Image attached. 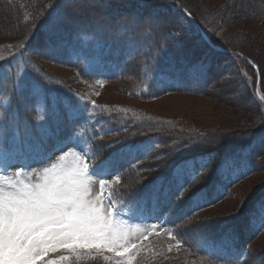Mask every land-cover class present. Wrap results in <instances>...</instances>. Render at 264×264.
<instances>
[{
	"label": "rangeland",
	"instance_id": "obj_1",
	"mask_svg": "<svg viewBox=\"0 0 264 264\" xmlns=\"http://www.w3.org/2000/svg\"><path fill=\"white\" fill-rule=\"evenodd\" d=\"M163 1L181 6L195 22L182 11L164 6ZM54 2L0 0V63L11 60L6 64L9 65L6 70L0 72V100L6 94L12 99L20 94L14 110L25 127L23 131L18 128L2 131L7 140L2 136L4 141L0 147L3 144L7 148L0 154L9 168L7 171L0 169V204L12 198L15 193L11 191L16 190L41 197L37 203H66L67 193L72 189L58 187L59 181L51 180L49 170L55 166L71 172L83 160L89 164L92 175L88 178L92 179L90 195L104 197V206L112 213L113 221L121 222L128 248L125 250L119 244L111 250L87 245L73 250L61 247L37 257L35 264H46L51 260L60 261V264H264V230L249 238L255 221H262L264 216L261 214L264 152L249 155L254 160L252 175L226 188L227 193L221 199L207 201L194 218L190 216L178 222L175 219L153 221L148 210L139 217H133L129 212V201L159 176V172L145 170L147 166L164 162L144 159L139 169L126 168L136 155L132 149L138 148L141 154L140 147L152 138L161 143L160 150H166L163 143L173 139L204 137L213 143L220 141L214 148L193 145L182 149L170 163L184 162L190 156L212 149L218 150L223 159L237 155L231 162L234 166L237 161L241 162L244 150L257 141L260 128H264L261 125L264 123L261 118L264 106L256 96L260 81L264 98V0H156L161 4L148 8L130 7L126 0H89L101 19L98 22L91 14L82 16L81 21L91 25L82 32L74 25H66L68 48L45 54L35 41L26 50L27 43L39 34L40 23H45L44 31L50 23L47 10ZM100 3L103 4L99 7ZM232 7L224 27L217 26L219 18ZM101 10L110 13L103 15L99 13ZM125 18L135 20L128 23ZM148 21L159 22L162 28L158 32L151 31L146 27ZM205 27L213 37L204 31ZM169 28L175 29L173 37L169 38L174 41L167 52H162L161 35L167 34ZM76 33H80L78 38ZM202 34L207 35L214 48ZM204 46H210L214 54V79L218 81L226 72L234 81L232 86L213 89L211 85L207 86L213 80L195 83L194 66L198 54L205 50ZM232 50L256 60L260 64L259 67L256 65L258 74L242 57L228 53ZM17 52L20 54L16 55ZM159 57L162 58L158 64ZM153 66L163 68L167 80L161 86L154 83L150 88ZM14 72L17 79L9 81L8 74ZM9 101L7 97L2 103L5 105ZM45 104L46 126H55L53 136L44 141L47 147H44L36 125L45 118ZM36 107L39 108L34 114ZM67 109L77 113L72 123L66 118L61 122L56 116L57 111L64 115ZM88 116L92 117L88 125L79 130V137H74L73 130L87 122ZM109 116L112 120L107 126L115 132L109 131L106 137L98 139L95 132L104 134L98 123ZM26 119H31V123ZM87 132L93 139L90 144H83ZM129 133L135 137L104 148L103 142L122 139ZM62 141L74 148L49 157L55 144ZM130 143L138 146L130 148L132 154H126L125 167L119 163L106 168L99 163L118 147L129 148ZM155 155L157 153L152 150L149 157ZM45 157L52 160L39 165ZM13 162H23V166L21 163L12 165ZM218 163L212 165L216 171L210 173L213 179L205 183L220 188L232 169L228 172V164ZM118 171H121L119 178ZM100 178L107 180L103 191L99 186ZM36 183L34 188L30 186ZM213 197L217 195L213 194ZM187 214L191 215V211ZM50 231L49 238L55 244L61 238L57 235L59 229ZM217 241L229 242L231 251L225 253V260L214 259V254L210 253V243ZM62 256L69 259L61 260ZM0 264H4L2 252Z\"/></svg>",
	"mask_w": 264,
	"mask_h": 264
},
{
	"label": "snow or ice",
	"instance_id": "obj_2",
	"mask_svg": "<svg viewBox=\"0 0 264 264\" xmlns=\"http://www.w3.org/2000/svg\"><path fill=\"white\" fill-rule=\"evenodd\" d=\"M156 0H137V6L141 8L153 7L157 4ZM96 7L89 0H55L48 8L47 15L50 23L45 31L35 36L38 46L44 50L45 54L54 53L57 50L68 48L66 40L65 26L74 25L81 29V32L90 27V24L81 21L82 16L91 14L92 19H99L97 12L93 11ZM186 19V17H185ZM128 23L134 22V18L129 20L125 18ZM119 26V24H118ZM146 27L151 31L158 32L162 28V24L155 21H148ZM175 29H167V34L161 35L160 51L167 52L173 37ZM78 38L80 33L75 34ZM33 38V36L31 37ZM83 45H81V48ZM205 50L198 54L197 63L194 66L196 71L195 83H207L208 80H213L211 85L213 89L222 88L225 86H232L233 79L231 75L224 72L220 75L218 81L214 79L215 75V61L214 54L210 46H204ZM75 52L76 49H73ZM162 57L158 58V64ZM14 59V58H13ZM153 79L150 88L155 83L161 86L167 80V73L163 68L153 66ZM20 88V86H18ZM198 89V88H197ZM21 95L24 91L20 90ZM264 99V98H262ZM10 103V102H9ZM7 116V110L3 113ZM45 118L36 123L40 131L42 139L45 141L53 136L52 129L46 126L48 116L47 107L45 104ZM59 121L63 122L66 118L68 123H72L77 116V113L72 109H67L66 113L62 115L59 111L56 112ZM91 116H88L87 122L77 126L73 130V136L79 137V130L88 125ZM261 118L264 120V113H261ZM261 125H264L262 123ZM94 127V126H93ZM0 128H2V117H0ZM261 135L257 141L250 144L241 157L246 160L249 155L256 152H264V128H260ZM135 136L129 133L128 136L122 139L112 140L109 144L111 147L114 143H119L123 139H131ZM91 137L82 143H90ZM16 142V138H13ZM220 141L213 143L207 138H187L180 140H171L163 143H155L153 151L157 155L152 157H145L143 159L135 160L128 165V169H139L140 162L144 159H152L154 161H163V164H156L147 166L145 170L150 172H159L153 183L147 190L141 191L139 195L132 201H129V212L133 217H139L145 207L164 208L166 211H171V216L183 217L180 221H184L188 217H195V214L203 209L204 206L200 204L198 196L202 195L201 190L208 185L205 181H211L214 169L210 165V161H204L200 167L194 171H190V166L182 162H172V157L182 149L190 148L193 145H210L213 148L219 144ZM0 143H2V134H0ZM69 148L67 141H62L55 144L53 151L48 154L49 157L55 156L56 153H63ZM5 151L0 147V152ZM80 152V151H79ZM264 159V157H262ZM52 159L44 158V162L39 165H45ZM98 159L93 163L96 164ZM99 163L108 168L119 163V157L107 158ZM151 165V164H149ZM9 167H0V169L7 171ZM163 168V171L160 169ZM89 164L80 161V165L72 169L71 172H65L62 168L58 169L55 166L49 170L52 181H59L57 185L60 188L67 186L72 189L67 193L68 200L66 203H57L52 205L50 203H37L41 197H33L29 193L11 191L15 193L12 198L5 199L3 204H0V252L3 253L4 264H35L36 258L44 256L50 250L57 248H65L73 250L77 246L89 247H104L109 250L120 247L127 250L126 233L120 227V221H113L112 213L104 206V197L90 195L92 185V175L89 174ZM121 171L117 172L119 174ZM39 183V182H38ZM36 184L30 185L33 188ZM107 180L99 179L100 190L103 191ZM199 186V187H198ZM191 205H196L194 208ZM53 208L55 209L53 211ZM191 211L188 215L185 209ZM264 214V206L262 212ZM163 216V214H162ZM170 218V217H169ZM58 228L61 238L55 244L49 238L52 235L50 229ZM125 241L124 243H121ZM121 255L123 253H120ZM69 257L62 256L61 260H67ZM46 264H60V261L51 260ZM239 264V262H237Z\"/></svg>",
	"mask_w": 264,
	"mask_h": 264
},
{
	"label": "trees",
	"instance_id": "obj_3",
	"mask_svg": "<svg viewBox=\"0 0 264 264\" xmlns=\"http://www.w3.org/2000/svg\"><path fill=\"white\" fill-rule=\"evenodd\" d=\"M126 3L128 4V5H130V7H136L137 6V3L136 2H130V1H127L126 0ZM103 3H100L98 6L100 7L101 5H102ZM109 7V6H108ZM234 8L232 7V9L230 8V9H227V11L225 12V14H223L220 18H219V20H218V25L217 26H219L220 28H222V27H224V20L226 19V17H227V15H228V13H230L232 10H233ZM99 13L100 14H103V15H106V14H109L110 13V11L109 10H107V12H105L104 10H101V11H99ZM255 15H257V13L255 14ZM194 16H196L195 14H194ZM258 16V15H257ZM196 18V17H195ZM262 18H264V15H262ZM101 19V18H100ZM100 19H98L97 21L99 22V20ZM204 29V31H208L209 29H207L206 27L205 28H203ZM209 32V31H208ZM211 32H209V34H210ZM212 35V37H213V34L211 33L210 34V36ZM215 42V41H214ZM233 52H234V50H232ZM244 54V53H243ZM246 57L248 56V55H246V54H244ZM234 56V55H233ZM249 57V56H248ZM249 59H251L252 61H253V63L255 64V65H257L258 67H259V63L256 61V60H254L253 58H251V57H249ZM261 67V66H260ZM260 69V68H259ZM263 105V104H262ZM264 106V105H263ZM111 120H112V117L111 116H109V117H107V119L105 120V119H103V121L100 123H98V124H100L99 125V127L101 126V131L102 132H104V134H101L100 132H99V134H98V132H95V135L97 136V138L99 139V138H101L102 136L103 137H106L107 135H108V132L109 131H113L112 129H111V126L109 127V126H107L108 124H111ZM104 122V123H103ZM119 130H120V128H119ZM119 130H116V132H118ZM113 132H115V131H113ZM88 136H90L91 138H92V135L90 134V133H85V139L86 140H88L89 138H88ZM93 139V138H92ZM92 139H91V142H92ZM152 141H154V143H156L155 142V140H154V138H152ZM90 142V143H91ZM121 142V141H120ZM89 143V144H90ZM104 143V148H106V147H108L109 146V144L111 143V141L109 142V143H107L106 141L105 142H103ZM116 143H114L113 145H115ZM112 145V146H113ZM220 156L221 155H219V152H218V150H216V149H212V150H209V151H205V152H201V153H199V154H196V155H193V156H190L189 158H202L203 160H204V158H206V159H208L209 161H210V163H211V167H212V165H213V163H215V162H223V161H233L236 157H237V155L235 156V157H233V158H230V157H228V158H225V159H223V158H220ZM188 158V157H187ZM184 159H186V158H184ZM223 159V160H222ZM183 160V159H182ZM241 162H244L245 163V166L244 165H242V164H240L242 167H243V169H244V171L245 172H248L247 173V175L246 176H250V175H252L253 173H254V171H255V168H254V160L252 159V157H247V159L246 160H242ZM246 176H243V177H246ZM238 180H236L234 183H236ZM233 183V184H234ZM211 183H209V184H207L208 186L210 185ZM233 184H230L229 185V187L231 186V185H233ZM259 198V197H258ZM259 200H260V198H259ZM258 200V201H259ZM246 224H247V222H246Z\"/></svg>",
	"mask_w": 264,
	"mask_h": 264
},
{
	"label": "water",
	"instance_id": "obj_4",
	"mask_svg": "<svg viewBox=\"0 0 264 264\" xmlns=\"http://www.w3.org/2000/svg\"><path fill=\"white\" fill-rule=\"evenodd\" d=\"M251 66H254L253 64H252V62L249 60V59H247V58H244Z\"/></svg>",
	"mask_w": 264,
	"mask_h": 264
}]
</instances>
